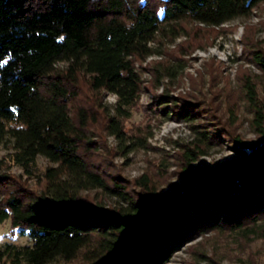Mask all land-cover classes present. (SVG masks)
<instances>
[{"label":"trees","instance_id":"16d2710c","mask_svg":"<svg viewBox=\"0 0 264 264\" xmlns=\"http://www.w3.org/2000/svg\"><path fill=\"white\" fill-rule=\"evenodd\" d=\"M0 0V143L30 177L38 156L46 167L39 195L11 189L1 172L0 223L10 218L30 244L0 245V262L48 264L82 255L86 264H166L190 234L220 220L242 225L264 214V141L216 171L184 167L182 185L159 198L145 175L144 200L129 197L90 168L82 151L85 122L70 114L68 82L86 74L94 90L116 96L109 134L125 140L121 118L137 102L141 79L133 58L149 54L163 25L219 26L247 17L264 0ZM264 71V52H256ZM66 63L65 74L56 72ZM264 91V89H263ZM187 150V166L194 158ZM117 196L118 207L80 199L83 190Z\"/></svg>","mask_w":264,"mask_h":264},{"label":"rangeland","instance_id":"374dc122","mask_svg":"<svg viewBox=\"0 0 264 264\" xmlns=\"http://www.w3.org/2000/svg\"><path fill=\"white\" fill-rule=\"evenodd\" d=\"M148 47V55L133 58L141 91L129 115L121 118L125 140L118 141L107 128L115 95L92 89L88 76L78 74L69 80L67 96L73 120L85 122L80 147L90 168L109 185L117 182L129 197L142 201L148 190L137 182L142 175L153 194L164 198L182 185L185 166L216 171L264 141V71L254 58L256 52H264V2L249 16L219 26L189 21L163 25ZM56 67L63 76L66 63ZM188 149L195 151L189 166ZM10 151L9 142L0 143V158L5 160L1 172L13 180L8 190L39 195L42 173L53 164L38 156L35 176L30 177L8 160ZM80 199L107 208L122 204L101 189L83 190ZM250 217L240 227L220 220L204 233L190 234L166 264H264V214L254 222ZM4 243L31 241L8 218L0 223V245ZM48 264L86 261L79 255Z\"/></svg>","mask_w":264,"mask_h":264}]
</instances>
